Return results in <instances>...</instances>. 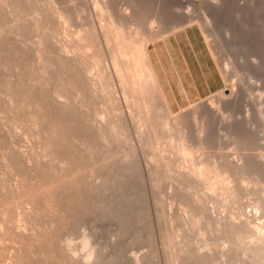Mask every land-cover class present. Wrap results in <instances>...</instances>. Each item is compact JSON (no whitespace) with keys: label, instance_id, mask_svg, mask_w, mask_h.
<instances>
[{"label":"rangeland","instance_id":"1","mask_svg":"<svg viewBox=\"0 0 264 264\" xmlns=\"http://www.w3.org/2000/svg\"><path fill=\"white\" fill-rule=\"evenodd\" d=\"M73 6L25 0L14 13L17 22L6 19L2 52L20 66L3 58L9 64L0 66V83L23 72L29 76L20 84L18 114L8 122L0 118V151L6 142L37 158L43 154L44 136L63 122L66 140L56 142L60 149L47 166L50 181L59 180L52 189L56 199L69 201L72 181L83 185L77 208L62 204L52 209L35 190L40 180L35 173L25 166L19 176L0 172L6 218L34 236L25 242L4 239L6 262L12 261L16 247L14 264L263 263L243 246L260 245L264 239V0H75ZM156 17L154 25L162 35L149 39ZM188 19L194 24L182 29ZM200 24L206 25V33ZM43 28L50 33L41 53L51 64L46 75L36 66ZM186 29L205 44L221 70L222 64L228 67L229 80L223 74L221 90L176 108L153 62L172 114L154 88L140 104L131 102L125 91L128 80L121 75L133 54L131 41L147 47L152 59L155 43L185 35ZM120 45L127 55L114 58L110 51ZM65 56L77 64L74 69L62 63ZM28 84L32 93H46L41 112L28 105ZM232 88L235 105L217 112L211 98L222 90L230 94ZM57 93L65 102L63 113ZM204 103L212 110L209 115L192 117L194 106ZM241 137L247 140L244 149ZM244 157L252 170L235 173V161ZM224 178L227 190L221 188ZM243 216H251L256 232L238 235ZM83 234L92 238L89 261L84 260L87 250L74 253Z\"/></svg>","mask_w":264,"mask_h":264},{"label":"bare ground","instance_id":"2","mask_svg":"<svg viewBox=\"0 0 264 264\" xmlns=\"http://www.w3.org/2000/svg\"><path fill=\"white\" fill-rule=\"evenodd\" d=\"M25 0H0V66H3V68L9 64V62L12 63V65L15 67H19L20 66V61H10V58L4 57L3 54V42H2V36L4 35L5 32H7L9 30V25L6 23V19L11 20L12 22H17L16 21V15L14 14L17 11L21 10V5L22 2ZM62 2H64L65 4L70 5L71 7H74L73 4L75 3V0H60ZM83 6V5H82ZM10 12V13H9ZM20 15V14H19ZM21 16V15H20ZM19 18V17H18ZM62 19V18H61ZM10 22V21H9ZM158 22V17L154 18L151 22V31L148 34L149 39H154L159 37L161 34V31L157 30L155 28V23ZM187 24L189 22L188 25L182 27V29L187 28L188 26L193 25L194 23L192 22V19H188L186 20ZM11 24V23H10ZM15 24V23H14ZM110 24V23H109ZM184 23H181L178 26L184 25ZM16 25V24H15ZM202 30L204 33H206V25L205 24H200ZM12 27V26H11ZM179 30V29H178ZM41 33L39 35V40H37V56H38V61L36 63L37 66V70L42 73L43 75H46V70L47 68L51 65L50 62L47 60V58L45 57V55L41 54L44 50H45V45L46 43H48L49 39H50V33L48 32V30L46 29H41L40 30ZM172 32V31H171ZM176 32V31H175ZM136 33V32H135ZM137 34V33H136ZM168 34V33H167ZM126 37V36H125ZM113 38V37H112ZM121 38V37H120ZM123 40V39H122ZM131 45L130 47L133 48V54L130 57V59H128V57L126 56V58L128 59L127 63H126V67L125 70L123 72H121L122 76H125L128 80V90L125 89V91H128V93L130 94V98H132L134 104H140L138 103V100H143L145 99V97L148 95V92L150 91V88H154L156 90L159 91V94L162 98V100L165 102H163L167 108V113H169V116L172 114L171 108L169 106V104L167 103L164 95L162 94L161 88L158 84V79L156 78L155 72H154V66H153V61L150 57V52L148 51L147 47L141 46L138 47L134 41H131ZM134 45V46H133ZM148 45V44H147ZM149 47V46H148ZM111 48V47H110ZM63 49V48H62ZM111 55L114 58H118L120 55H127V52H122V48L121 45L118 46L117 48H113L110 51ZM80 54V53H79ZM216 55V54H215ZM5 58L6 61L9 62H5V60L3 59ZM81 58V57H80ZM126 59V60H127ZM119 60V59H117ZM125 62V61H124ZM62 63L66 64L65 66H68L69 69H74L77 64L74 61L69 60L66 56L62 58ZM220 66V65H219ZM222 68V70L220 69L222 76L224 74V78L228 79L230 78V74H229V69L228 67L224 66L223 64L220 66ZM91 69V68H90ZM223 71V72H222ZM70 71L66 72V76L68 78L71 77V73H69ZM89 70H86V73L88 74ZM25 76H29L28 74H26L25 72L21 73V75H12V77L10 78V81H8L7 83H4L3 80L0 83V118H4V120H6V122H8L9 118H13L15 116V114H18L17 111V107L19 104V97H20V84L22 83V81H26V77ZM96 77V76H95ZM119 77V76H118ZM80 81L82 82H88L90 83L91 80L88 78H83L80 77ZM119 81V80H118ZM122 83V82H121ZM24 84V83H22ZM127 84V82H126ZM93 85V84H92ZM124 87V86H123ZM25 93L27 95H30V101L28 102V105L30 107H34V109H37L38 112H41V102L44 101L45 97H46V93L42 92V90H40V92L38 93H32V87L30 86V84L26 85L25 88ZM230 94H226L224 92V90H222L220 93L215 94L213 99L211 98V104H214L217 107V112L220 111L223 107H230V106H234L236 103V98H237V94L236 91L234 90V88H232L230 90ZM124 92V91H123ZM127 93V95H128ZM58 97L56 98L58 101V109L60 111V113H63V106H65V102H63L62 100H60V97L62 95H59L57 93ZM156 95V94H155ZM154 95V96H155ZM158 96V95H157ZM157 96L155 98H157ZM159 97V96H158ZM126 100L129 99L128 97L125 98ZM130 100V99H129ZM161 100V102H162ZM152 101V100H151ZM150 101V102H151ZM130 103V102H129ZM153 103V101H152ZM155 103V102H154ZM145 104V103H144ZM142 105V104H141ZM140 108V107H139ZM231 108V107H230ZM146 111V110H145ZM155 111V110H154ZM210 110L208 106H206V104H201V105H197L194 106V108L192 109V117H196V115L198 116V114H202L204 117H207L210 113ZM214 112V111H213ZM58 114V113H57ZM29 115V114H28ZM155 115V113H154ZM180 115V114H179ZM156 116V115H155ZM154 116V117H155ZM214 116V115H213ZM37 117V116H36ZM52 118V117H51ZM141 118V117H140ZM174 118V117H173ZM181 118V117H180ZM198 118V117H197ZM14 119V118H13ZM151 119V118H150ZM43 120V119H42ZM16 121V120H14ZM177 121V120H176ZM41 122V121H40ZM13 123V122H12ZM56 126H54V129H52L49 133H47L44 136V142H43V154L37 158H35L33 155L30 156L27 153H25V150H20V148H17V146L11 145L10 143H6L4 145V148L2 149V151H0V172L1 175L3 177H7V176H19V172H21L23 169H21V167H24L26 169H28L30 172L35 173L38 177H39V182L35 188L36 192H39L42 196L44 201L51 206L52 209L57 208L58 206H64L62 204L68 205L69 209H71V207H75L77 208L79 203H81V195H82V183L79 181H72L71 183V187L72 189H68L71 190L70 192V200H67V197L65 198H61V199H56L58 198V196L56 195V191L53 192L52 187L54 186V182H58L59 180L58 178L56 180H54V182H51L50 180V176L49 173L47 171V166L49 164V162H51L52 160H54L56 158V153H55V149L57 150L56 147V142L58 144L63 143L64 140H66L65 138L67 137V135L64 133L65 129L63 128V122H56L55 123ZM9 125V124H8ZM15 126H17V122H15L14 124ZM3 126H5L3 124ZM11 127V126H10ZM204 127V126H203ZM202 127V128H203ZM13 128V127H12ZM83 128V127H82ZM10 129V128H9ZM206 130V129H205ZM46 131V130H45ZM11 132V131H9ZM8 132V133H9ZM201 132H203L201 130ZM12 133V132H11ZM19 134V133H18ZM3 135V134H2ZM8 137L10 136V134L7 135ZM7 136H4L5 139L7 138ZM202 136V135H201ZM20 137V136H19ZM198 137V135H197ZM200 137V136H199ZM2 139V138H1ZM241 140L239 141V146H244L247 143V140L243 137L240 138ZM14 140V139H13ZM57 140V141H56ZM59 140H61L60 142H58ZM10 141V140H9ZM4 142V141H2ZM199 142V141H198ZM24 143V142H23ZM22 143V144H23ZM204 143V142H203ZM2 144V143H0ZM201 145V143H199ZM205 144V143H204ZM80 147V146H79ZM243 148V147H242ZM60 149V148H58ZM244 149V148H243ZM27 151V150H26ZM32 151V150H31ZM60 153V151H58ZM196 154V153H195ZM188 155V154H187ZM260 155V154H259ZM195 156V155H194ZM239 157V155H238ZM243 157V156H241ZM262 157V156H261ZM67 158V157H66ZM193 158V157H192ZM260 158V156H259ZM106 159V158H105ZM226 159H228L226 157ZM245 157L243 159H238L236 160V164L235 167H233L232 165V169L233 171H235V173H245L247 170H252L251 168L247 167L246 164H248V160L246 161ZM258 159V158H257ZM229 160V159H228ZM192 161V160H191ZM230 161V160H229ZM69 163V162H68ZM67 164V162H66ZM87 164V163H86ZM90 164V163H89ZM231 164V163H230ZM229 164V165H230ZM23 165V166H22ZM61 166V165H60ZM228 166V165H227ZM250 166V165H249ZM68 167V166H67ZM105 167V166H104ZM213 168V166H211ZM226 167V165H225ZM24 168V169H25ZM59 168V167H58ZM65 168V166H64ZM215 168V167H214ZM220 168V167H219ZM50 169V167H49ZM227 169V168H226ZM66 170V169H65ZM254 170V169H253ZM56 171V170H55ZM204 171V170H203ZM215 171V170H214ZM220 171V170H219ZM227 171V170H224ZM229 171V170H228ZM227 171V172H228ZM232 171V172H233ZM199 172V171H198ZM213 172V171H212ZM62 173V172H61ZM251 173V172H250ZM253 173L252 172V177H253ZM51 174V173H50ZM55 174V173H53ZM109 174V173H108ZM179 174V173H178ZM233 174V173H232ZM255 174H257L258 177V173L256 172ZM0 175V176H1ZM186 175V174H185ZM190 175V174H188ZM195 175V173H194ZM216 175V173H215ZM54 176V175H53ZM198 176V175H197ZM2 177V178H3ZM91 177V176H90ZM190 176H188L189 178ZM255 177V176H254ZM256 177V178H257ZM106 178V177H105ZM217 178V176H216ZM223 178V177H222ZM238 178H240V176H238ZM244 178V176H243ZM251 178V177H250ZM254 179V178H253ZM11 180V179H10ZM83 181V180H82ZM218 181V180H217ZM9 183V182H8ZM34 183V182H33ZM242 183V182H241ZM249 183V181H248ZM254 183V182H253ZM57 184V183H56ZM213 184V183H212ZM231 184V183H230ZM256 184V183H255ZM10 185V184H9ZM219 185V184H218ZM222 185V189L223 190H227L229 188V182L226 180V178L223 179V182H221ZM8 186V185H7ZM12 186V185H11ZM219 188V187H217ZM28 189V188H27ZM96 190V188H95ZM2 187L0 186V264H14V259H16V247L12 248L11 251V256L10 259L12 261L10 262H6V248L3 245V241L4 239L8 238L10 236L11 240L15 241V240H21V241H30L32 239V237H34L32 234L26 232L25 230H22V228H20L15 219H10L8 220L6 218V209H7V205H8V201H6L3 198L2 195ZM230 191V190H229ZM69 192V191H68ZM103 192V191H102ZM214 192V191H213ZM15 193V192H14ZM27 193V192H26ZM66 193V192H65ZM4 194V193H3ZM28 194V193H27ZM31 194V193H29ZM68 194V193H67ZM69 195V194H68ZM32 196V195H31ZM88 196V195H87ZM238 196V195H237ZM69 197V196H68ZM90 197V196H89ZM262 200H260L261 202H264V197L261 198ZM13 200V199H12ZM71 201V202H70ZM70 202V203H69ZM69 203V204H68ZM93 204V203H92ZM197 204V203H196ZM61 208V207H60ZM20 210V209H18ZM22 211V210H21ZM56 211V210H55ZM58 211V210H57ZM76 212V210H75ZM41 213V212H40ZM56 213V212H54ZM53 213V214H54ZM74 213V212H72ZM42 215V214H41ZM233 215V214H232ZM245 215V214H244ZM20 216V215H19ZM28 216V215H26ZM80 216V215H79ZM258 216V214H256V217ZM261 217V215H260ZM32 218V217H31ZM263 218V217H262ZM24 220V219H22ZM242 223L237 225V232L238 235L239 234H245L248 233L246 232V230H249L251 233L252 232H256L258 230V225H253L254 221L251 220V216H243L242 219ZM50 221V220H49ZM67 221V220H66ZM49 223V222H48ZM52 223V222H50ZM232 223V222H231ZM25 224V223H24ZM54 225V224H53ZM29 227V226H27ZM233 227L234 223H233ZM45 228V227H44ZM47 228V227H46ZM51 228V226H50ZM25 229V228H24ZM27 229V228H26ZM233 230V229H232ZM235 231V230H234ZM50 232V231H49ZM245 232V233H244ZM249 232V233H250ZM60 235V234H59ZM250 235V234H249ZM253 235V234H252ZM237 236V233H236ZM244 236V235H243ZM49 237V236H48ZM37 238V237H36ZM9 239V238H8ZM41 239V238H40ZM90 239H92L91 237H89L88 234H83L82 237V241L80 245H74L75 247L78 248H74V253H76L77 251L81 250H87L85 256H84V260L89 261L92 258V247H90ZM41 242V240H40ZM262 244L260 245H250L248 243V245L243 246L244 248V252L247 253V255L249 253H253L255 254L257 257L259 258H263L264 260V239H262ZM8 244V241H7ZM243 244V243H242ZM42 245V244H40ZM58 245V244H57ZM45 246V245H44ZM20 247V246H19ZM41 247V246H40ZM70 249V248H69ZM71 249L72 246H71ZM32 250V249H31ZM36 251V250H35ZM20 251H18L19 253ZM32 251H30L31 253ZM73 252V250H72ZM95 252V251H94ZM33 253V252H32ZM99 253V252H98ZM70 254V253H68ZM48 256V255H47ZM76 256V255H75ZM32 257V256H31ZM45 260V259H44ZM90 263V262H89ZM206 264V263H205ZM261 264H264L261 263Z\"/></svg>","mask_w":264,"mask_h":264},{"label":"crops","instance_id":"3","mask_svg":"<svg viewBox=\"0 0 264 264\" xmlns=\"http://www.w3.org/2000/svg\"><path fill=\"white\" fill-rule=\"evenodd\" d=\"M152 59L167 98L182 108L221 90L224 81L205 44L186 34L170 35L154 44Z\"/></svg>","mask_w":264,"mask_h":264}]
</instances>
